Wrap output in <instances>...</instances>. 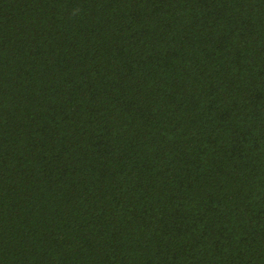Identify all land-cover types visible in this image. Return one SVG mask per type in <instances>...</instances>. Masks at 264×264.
<instances>
[{
	"label": "trees",
	"instance_id": "1",
	"mask_svg": "<svg viewBox=\"0 0 264 264\" xmlns=\"http://www.w3.org/2000/svg\"><path fill=\"white\" fill-rule=\"evenodd\" d=\"M0 264H264V0H0Z\"/></svg>",
	"mask_w": 264,
	"mask_h": 264
}]
</instances>
